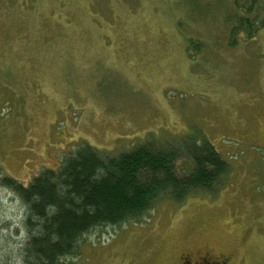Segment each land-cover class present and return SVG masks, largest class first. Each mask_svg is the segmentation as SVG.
<instances>
[{"label":"rangeland","instance_id":"1","mask_svg":"<svg viewBox=\"0 0 264 264\" xmlns=\"http://www.w3.org/2000/svg\"><path fill=\"white\" fill-rule=\"evenodd\" d=\"M249 5L0 0L2 174L28 185L81 144L107 158L202 139L228 164L210 191L94 227L58 264H264V1ZM22 213L0 187V264H22Z\"/></svg>","mask_w":264,"mask_h":264},{"label":"trees","instance_id":"2","mask_svg":"<svg viewBox=\"0 0 264 264\" xmlns=\"http://www.w3.org/2000/svg\"><path fill=\"white\" fill-rule=\"evenodd\" d=\"M248 1L250 10L259 0ZM237 18L239 25L246 19ZM186 142L183 148L143 143L107 158L81 144L56 170L43 169L25 186L0 168V187L23 210L22 264H58L74 254L80 237L94 227L140 219L162 196L178 203L193 191H210L228 164L208 141ZM185 159L190 170L179 174L176 164Z\"/></svg>","mask_w":264,"mask_h":264},{"label":"flooded vegetation","instance_id":"3","mask_svg":"<svg viewBox=\"0 0 264 264\" xmlns=\"http://www.w3.org/2000/svg\"><path fill=\"white\" fill-rule=\"evenodd\" d=\"M188 257H189L188 255L183 256L181 258L180 264H229L227 258L225 257H220V259L215 260V259H209V257L206 254H204L199 256L196 262L194 263H190Z\"/></svg>","mask_w":264,"mask_h":264}]
</instances>
